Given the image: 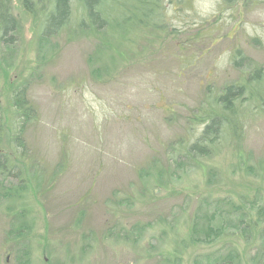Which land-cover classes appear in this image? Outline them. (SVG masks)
Returning a JSON list of instances; mask_svg holds the SVG:
<instances>
[{
  "label": "rangeland",
  "instance_id": "rangeland-1",
  "mask_svg": "<svg viewBox=\"0 0 264 264\" xmlns=\"http://www.w3.org/2000/svg\"><path fill=\"white\" fill-rule=\"evenodd\" d=\"M111 1L71 39L12 0L0 264H264V0ZM233 84L240 138L186 154Z\"/></svg>",
  "mask_w": 264,
  "mask_h": 264
},
{
  "label": "trees",
  "instance_id": "trees-1",
  "mask_svg": "<svg viewBox=\"0 0 264 264\" xmlns=\"http://www.w3.org/2000/svg\"><path fill=\"white\" fill-rule=\"evenodd\" d=\"M107 1L108 0H19V3L21 7L32 16L37 17L41 14L43 15L41 20V35L53 37L63 28L68 27V37L74 39L80 31L92 32L93 30L105 27V25L112 24V20H109L105 14L106 9L103 8L104 3ZM113 1L120 2L118 0ZM109 21L111 22L109 23ZM19 26L18 19L12 13V0H0V43L12 44L13 33L19 30ZM117 26L119 25L117 24ZM250 78L251 77H249V79ZM243 88L237 87L234 84L225 88L224 93L218 98L221 102L219 110L217 111V109H215L216 111L212 112L210 115H207L209 112L206 113L207 122L195 141L190 143L191 145L189 147L186 146V154L190 156L208 154L213 149L209 150L208 147L215 145V143L218 142L217 137H219V134L225 131L227 132L229 129L233 131V134L238 139L240 138L237 126L242 123L235 115L236 108L234 106V101L244 99L242 95ZM18 96L21 95L18 94ZM18 110L21 112L19 115L24 120L20 129L17 131L14 130L15 134L12 140L17 150L22 147V126L26 123L27 119L30 118L32 108L27 105V102L21 100L18 104ZM223 111L226 112L225 115ZM201 121H203V119ZM1 129L2 122L0 114V132ZM8 161L9 159L6 155L0 154V174L7 178H17L19 175L18 167L10 164Z\"/></svg>",
  "mask_w": 264,
  "mask_h": 264
}]
</instances>
